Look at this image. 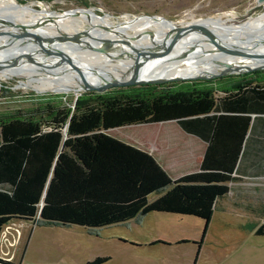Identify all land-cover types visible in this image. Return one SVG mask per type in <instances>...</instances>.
I'll list each match as a JSON object with an SVG mask.
<instances>
[{"label":"trees","instance_id":"trees-1","mask_svg":"<svg viewBox=\"0 0 264 264\" xmlns=\"http://www.w3.org/2000/svg\"><path fill=\"white\" fill-rule=\"evenodd\" d=\"M257 77L217 88L209 79L111 88L83 93L70 108L46 100L35 115L0 117V231L13 221L95 229L151 211L198 217L205 229L232 181L249 115L264 113ZM165 121L206 143L196 171L170 179L147 151L105 133ZM250 230L264 235V218Z\"/></svg>","mask_w":264,"mask_h":264},{"label":"rangeland","instance_id":"rangeland-1","mask_svg":"<svg viewBox=\"0 0 264 264\" xmlns=\"http://www.w3.org/2000/svg\"><path fill=\"white\" fill-rule=\"evenodd\" d=\"M14 2L15 8L30 3L33 12L39 14L44 13L40 8H46L56 14H69L66 12L80 10L86 13H72L84 15V19L108 15L112 21H115L122 16L134 17L139 21H147L146 24H139L141 29L146 32L153 29L155 35L166 32L174 24L187 21L204 26L212 34L219 31V35L215 33L214 38L221 36L229 39L245 30L242 29L245 24H249L248 27L252 28L264 20V0L260 2L258 0H14ZM92 9L94 12L89 15L88 12ZM148 15L162 19L145 18ZM242 20H245L244 24L225 29L227 22ZM82 28L79 26V29ZM194 33L199 36V33ZM195 42L197 41L190 40L185 44ZM116 51H119L118 48ZM114 62L117 60L111 59L109 64ZM20 71L21 73L13 72L11 76H0V117L35 115L37 112L34 110H38L35 108L46 100H54L52 101L54 104L59 102L60 107L70 108L78 96L93 92L38 91L25 84H45L43 79L31 71ZM259 71L258 74L249 71L209 78V80H212L211 85L216 84L213 86L217 88L219 86L217 83L223 79H230L227 82H231L237 80L240 75L257 77L260 73H264V70ZM194 80H168L152 85L157 88L179 86L181 83ZM105 133L147 151L168 177L173 179L171 175L175 172L171 169L165 170V122L132 124L111 128ZM175 139L178 141V138ZM239 182L243 189L246 188L248 194L243 193L232 198L229 195L221 197L205 229L204 221L198 217L156 211L95 229L42 222H34L29 228L27 223L31 221L27 223L13 221L24 224H20L23 229V234L20 230L21 239L14 248L10 249V253L16 258L22 256V260L32 264H86L95 258L108 259L100 264H264V235H254L250 230L252 225L264 218V180ZM159 194H151L149 200Z\"/></svg>","mask_w":264,"mask_h":264},{"label":"bare ground","instance_id":"bare-ground-1","mask_svg":"<svg viewBox=\"0 0 264 264\" xmlns=\"http://www.w3.org/2000/svg\"><path fill=\"white\" fill-rule=\"evenodd\" d=\"M14 3V0H0V28L5 24L7 29L13 31L16 29L15 26L25 25L24 28L40 35L44 39L46 38L49 42L48 47L57 48L63 54L78 59V64L81 65L89 83H99L100 76H108L106 72L116 76L126 72L131 64L132 48L147 46L157 36L153 29L150 32L141 29L139 24H146L147 21H139L134 17L122 16L115 21H112L108 15L84 19V15L72 13H86L80 10L66 12L69 14H56V12L49 11L46 8H40L44 13L39 14L33 12V6L30 3L26 5L19 4L18 8L14 7ZM93 12L94 10L92 9L88 13L91 15ZM145 18L162 19L156 16H145ZM6 20L10 21L12 26L7 24ZM131 22L133 25H131ZM261 24H264V20H261L252 28L248 27L249 24H245L242 28H245V30L231 36L229 39L223 37L225 40H221L218 43L224 44L226 40L229 41L235 38L243 40L246 37H252L250 40L252 42L259 38L264 39V26L261 27ZM79 26L83 28L79 29ZM258 27L261 28L258 29ZM215 33L219 35V31ZM188 35L190 36L184 41H180L175 45L170 52L171 55L169 54L165 59L155 61L154 64L141 68L138 79L147 81L169 79L177 76L192 77L199 74L219 72L223 69L224 64L244 68L258 66L264 61L261 58L250 60L243 57L220 56L214 53L215 47L208 43L207 39H202L193 32ZM190 40L197 42L189 45L185 44V42ZM256 44L258 45H254L248 51L246 48L245 50H239L263 53L264 45L260 42ZM190 45H192L193 49L189 51V57L186 59H177L175 57L177 54L185 52ZM18 46L19 44H14L10 39L0 37L1 77L5 75L11 76L13 72L21 73L20 70L31 71L34 75L43 79L45 84L25 85L38 91L53 90L64 92L81 90L83 86L81 79L73 74L69 68L66 70L57 58H44L31 45ZM117 48L119 51H116ZM101 49L102 51H96ZM24 55H28L30 60H27ZM9 59H12L13 62H8L7 60ZM111 59H116L117 62L109 64ZM87 66L96 68L98 70L97 73L91 72Z\"/></svg>","mask_w":264,"mask_h":264},{"label":"water","instance_id":"water-1","mask_svg":"<svg viewBox=\"0 0 264 264\" xmlns=\"http://www.w3.org/2000/svg\"><path fill=\"white\" fill-rule=\"evenodd\" d=\"M260 2V0H258ZM263 13V12H261ZM260 13V14H261ZM148 16H154V15H148ZM253 17V16H252ZM247 20V19H246ZM245 20L242 21H232L227 22L225 24V29L230 26H234L237 24H244ZM7 24H10L12 26V23L8 20H6ZM174 24V23H173ZM15 26V25H14ZM264 24H261V27H263ZM15 30L7 29V26H4L0 28V37H5L11 40L14 44H19L18 47L21 45H31L33 46L34 50L42 55L44 58L53 57L57 58L60 61V64L64 66V68L67 70V68L72 71L73 74L78 76L79 79L82 81V88L81 91H93V92H104L111 88H119V87H125V86H131V85H141V84H152V83H161L168 80H194V79H209V78H215L220 76H226L234 73H243V72H249L254 70H264V61L259 64L258 66L254 67H237V66H230L228 64H224L223 69L219 72H211V73H205V74H199L192 77H173L169 79H154V80H139V72L140 69L146 65L154 64L155 61L165 59L167 57L171 50L175 47L177 43L180 41H184L188 36L189 33L197 32L199 33V37L202 39H207L206 41L213 45L215 47L214 53L220 55V56H227V57H243L250 60H257L258 58L264 59V52L263 53H252V52H246L241 51L239 49H248L253 48L254 45L257 42H260L262 45H264V39L259 38L256 41H250L251 38L246 37L243 40L240 39H233L229 40L224 44H219L218 42H221V40H225V38H222L221 36H216L218 38L214 39L213 34L208 31L204 26L195 24V22H179L177 24H174L172 28L167 30L166 32H163L162 34L159 33L154 39L149 42L147 46H141L139 48H132V54H131V64L130 67L126 72H123L119 75H114L112 73L106 72L108 76H100V82L94 84L89 83L85 77V73L81 67L80 64H78V59H74L66 54H63V52L57 48H50L47 45H49V42L47 39L45 40L40 35H37L34 32H31L29 30H26L23 28L24 26H15ZM261 27H258L260 29ZM191 29V30H188ZM212 34V36H211ZM205 37V38H204ZM215 37V36H214ZM222 38V39H221ZM192 45L187 47V50L185 52H181L177 54L175 57L177 59H186L189 57V51H191ZM96 51H102L96 50ZM205 53V52H203ZM171 55V54H170ZM24 57L27 60H30L28 55H24ZM171 57V56H170ZM191 57V56H190ZM8 62H13L12 59L7 60ZM89 70L93 73H97V69L93 68L91 66H87ZM80 90V89H79Z\"/></svg>","mask_w":264,"mask_h":264},{"label":"crops","instance_id":"crops-1","mask_svg":"<svg viewBox=\"0 0 264 264\" xmlns=\"http://www.w3.org/2000/svg\"><path fill=\"white\" fill-rule=\"evenodd\" d=\"M257 78H264V73H260ZM249 116L250 122L242 141L241 152L231 173L232 181L227 184L226 195L231 198L243 193L248 194L246 188L243 189L240 180H264V113H251ZM175 137L178 138V141ZM205 146L206 143L203 140L185 132L176 122L165 121V170L171 169L175 172L171 175L173 179L198 169ZM218 201L220 199L217 200L219 204ZM20 224L10 222L7 225L4 238H0V251L8 249L10 252L12 248L8 247L5 240L9 241L12 238L15 229L21 230L23 234ZM20 260H22V256L18 258L14 256L12 264Z\"/></svg>","mask_w":264,"mask_h":264},{"label":"built area","instance_id":"built-area-1","mask_svg":"<svg viewBox=\"0 0 264 264\" xmlns=\"http://www.w3.org/2000/svg\"><path fill=\"white\" fill-rule=\"evenodd\" d=\"M34 222H28L27 225L33 226ZM7 225H4L0 231V238H4V233L7 230ZM20 236H21V232L19 229H15L14 234L12 235V238L7 241L5 240V243L8 245V247L14 248L15 245L18 243V241H20ZM12 258H13V254H11L9 252L8 249L4 250V251H0V264H12ZM15 264H32L29 261H24V260H20L18 262H16Z\"/></svg>","mask_w":264,"mask_h":264}]
</instances>
